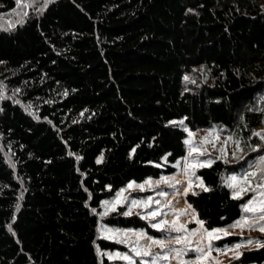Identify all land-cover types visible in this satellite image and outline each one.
<instances>
[{
	"label": "trees",
	"instance_id": "obj_1",
	"mask_svg": "<svg viewBox=\"0 0 264 264\" xmlns=\"http://www.w3.org/2000/svg\"><path fill=\"white\" fill-rule=\"evenodd\" d=\"M187 129L239 142L186 196L207 229L232 227L264 183V0H0V264H112L125 247L101 223L166 236L101 204L176 173ZM254 171L244 196L226 181Z\"/></svg>",
	"mask_w": 264,
	"mask_h": 264
},
{
	"label": "rangeland",
	"instance_id": "obj_2",
	"mask_svg": "<svg viewBox=\"0 0 264 264\" xmlns=\"http://www.w3.org/2000/svg\"><path fill=\"white\" fill-rule=\"evenodd\" d=\"M187 134V151L176 162V173L163 176L169 178L168 184L156 183L163 177L149 178L143 182L131 181L114 199L102 202L101 218H107L119 207L126 206V213H131L129 215L139 214L151 221L152 225L158 224L159 228L154 227L155 229L167 231L166 236L156 238L143 231L121 229L101 223V236L125 247L107 254L112 264H129V261L119 259L117 253H127L135 264H235L244 251L257 249L264 243V232L260 230L259 225L249 226L259 220L261 213L258 211L247 212L246 216L239 220H246V224L223 228L219 233L213 232L214 229H207L203 222H197L201 220L196 212L188 207L186 196L188 193L207 189V186L196 173L204 167H210L216 158L237 161L241 155L238 140L220 134L217 129H187ZM202 164L208 166H201ZM173 177L175 179H172ZM226 181L236 188L239 196H244L259 185L256 174L251 173L246 176L232 175L227 177ZM139 185H143V189L138 187ZM261 186L258 195L255 194L251 199L250 206L253 208L264 207V183ZM133 201L137 203L133 204ZM104 202H108L107 205ZM260 224H264V220H260ZM210 232L211 237L208 235ZM217 235L219 239L214 238ZM230 236H243L246 240L230 245L220 244V240ZM249 240L252 243H249ZM152 241H163L164 246ZM237 244L240 245L239 248H236ZM133 249L141 253L148 251L151 255L137 256Z\"/></svg>",
	"mask_w": 264,
	"mask_h": 264
},
{
	"label": "snow or ice",
	"instance_id": "obj_3",
	"mask_svg": "<svg viewBox=\"0 0 264 264\" xmlns=\"http://www.w3.org/2000/svg\"><path fill=\"white\" fill-rule=\"evenodd\" d=\"M20 2H21V0H17V3H20ZM190 11H191V10H190ZM185 79L187 80L188 77H185ZM193 83H194V81H193ZM180 123H183V121H180ZM254 135L260 136L261 139H264V134H261V133H254ZM205 139H207V137H205ZM188 142H189V141H186V143H188ZM100 159H102V157H101ZM100 159H98V161H97L98 163L100 162ZM261 163L264 164V158H262ZM201 166H208V165H204V164H202ZM255 174H256V173H254V172L251 173V175H255ZM172 179H175V178L173 177ZM233 179H235V177H233ZM161 182H163V183H165V184H168V183H169V178H168V177H163L160 181H157L156 183H157V184H160ZM177 183H179V181H177ZM170 186H173V187H174V185H170ZM129 187H132V185H129ZM138 187H140L141 189H143V185H139ZM201 187H203L202 182H201ZM258 187H259V185H258ZM204 190H207V189H204ZM185 194H186V193H185ZM161 195H163V193H161ZM104 203L107 205L108 202H104ZM132 203L135 204V203H137V202H136V201H133ZM250 205H251V201L249 202V205H245V206L243 207V211H244V212H257V211H258L259 213H261V215H260L259 220H257V221L255 222V224H253V225H249V226H256V225H259L260 230H261L262 232H264V224H260V220H264V207H261V208L257 209V208H253V207H251ZM188 207L190 208L191 205H188ZM93 211H95V209H93ZM104 214H107V213H104ZM129 214H131L130 211L127 212V213H125V215H129ZM197 222L202 224V221H197ZM246 223H247L246 220L237 221L234 225H232V227L242 226L243 224H246ZM152 226L155 227V228H159V225H158V224H153ZM182 227H183V226H181V228H182ZM176 230L179 231V230H181V229H176ZM221 231H223V230H221V229H214V230H213V232H216V233H219V232H221ZM225 234H227V233H225ZM208 235L211 237V236H212V233L210 232V233H208ZM214 238L219 239L220 237L217 235V236H215ZM121 242H122V241H121ZM152 242H153V243H158V244H160L161 246H164V242H163V241H152ZM248 242H249V243H252L251 240H249ZM260 246H261V247H264V244H262V245H260ZM239 247H240V245L237 244V245H236V248H239ZM133 251L136 252V255H137V256H140V255H144V256L151 255V253L148 252V251H145V252H143V253H141L140 251H138V250H136V249H133ZM217 251H219V249H217ZM116 255H117V257H118L119 259H123V260H127V261H129V264H135V261H133V258H132L130 255H128L127 253H125V254L117 253ZM145 264H147V262H145Z\"/></svg>",
	"mask_w": 264,
	"mask_h": 264
}]
</instances>
